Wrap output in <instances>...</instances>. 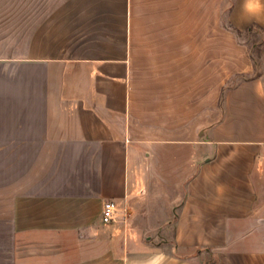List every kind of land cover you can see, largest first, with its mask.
<instances>
[{
	"label": "crops",
	"instance_id": "0c3cea01",
	"mask_svg": "<svg viewBox=\"0 0 264 264\" xmlns=\"http://www.w3.org/2000/svg\"><path fill=\"white\" fill-rule=\"evenodd\" d=\"M201 3L0 0V264H264V70L215 125V14ZM184 17L206 103L141 118L138 43L181 37ZM228 20L264 35V0H233ZM106 202L117 223L102 222Z\"/></svg>",
	"mask_w": 264,
	"mask_h": 264
},
{
	"label": "rangeland",
	"instance_id": "374dc122",
	"mask_svg": "<svg viewBox=\"0 0 264 264\" xmlns=\"http://www.w3.org/2000/svg\"><path fill=\"white\" fill-rule=\"evenodd\" d=\"M201 4L206 6V0H203ZM210 4L214 7L216 30L213 65L209 64L208 67L209 79L211 78L210 70L213 72V81L208 83L211 94L208 98V105L209 108L212 104L214 105V122L215 125H218L225 116L229 93L238 88L245 80L260 76L264 70V35L258 27L248 35L230 24L228 13L233 0H212ZM190 5L191 3L188 4V6ZM189 10L190 8H186L184 14H188ZM158 12L159 10L156 9L155 13ZM142 19L144 20V18H140V20ZM194 24H196V19L184 17V32L181 37L178 34L177 36L163 34L162 38L155 36L152 40L153 44L148 39L146 41L140 39V42H137L141 48L136 53L134 87L138 92L136 105H139L140 110L138 109L137 113L141 118L149 117L155 120L158 116L164 115L161 112L165 109L167 117H171L172 120L181 111L184 118L185 116L190 117L197 106L201 107L203 101L206 103V98L201 99V94L206 92V87H203L206 83L196 80V75L200 74L202 70H205V75L206 64L199 67L193 66L190 58L191 49L188 43L192 37L191 26ZM170 41H182L183 50L169 49ZM176 57L177 61L179 60L177 66L173 64ZM166 61H170L171 65H165ZM248 68H252L251 71H253L250 76L243 73ZM162 93L166 95L176 93L177 97L170 101ZM149 110L152 112L151 115L148 114ZM202 113L204 116L207 115L202 110L197 113L198 119H201ZM207 113L210 114V111ZM135 129L138 134V127L135 126ZM139 131L138 137H143L142 129Z\"/></svg>",
	"mask_w": 264,
	"mask_h": 264
},
{
	"label": "built area",
	"instance_id": "2783aa9c",
	"mask_svg": "<svg viewBox=\"0 0 264 264\" xmlns=\"http://www.w3.org/2000/svg\"><path fill=\"white\" fill-rule=\"evenodd\" d=\"M119 209L114 202H106L102 210V222L106 225L118 222Z\"/></svg>",
	"mask_w": 264,
	"mask_h": 264
},
{
	"label": "trees",
	"instance_id": "16d2710c",
	"mask_svg": "<svg viewBox=\"0 0 264 264\" xmlns=\"http://www.w3.org/2000/svg\"><path fill=\"white\" fill-rule=\"evenodd\" d=\"M254 28H256V26H252V27H250V28H248L245 32H246V34H251L252 33V31L254 30Z\"/></svg>",
	"mask_w": 264,
	"mask_h": 264
}]
</instances>
